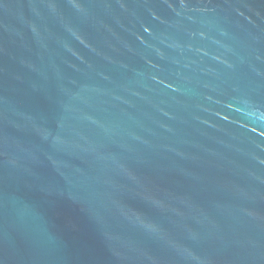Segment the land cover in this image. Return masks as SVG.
Listing matches in <instances>:
<instances>
[{"label":"water","instance_id":"95a60500","mask_svg":"<svg viewBox=\"0 0 264 264\" xmlns=\"http://www.w3.org/2000/svg\"><path fill=\"white\" fill-rule=\"evenodd\" d=\"M0 264H264V0H0Z\"/></svg>","mask_w":264,"mask_h":264}]
</instances>
